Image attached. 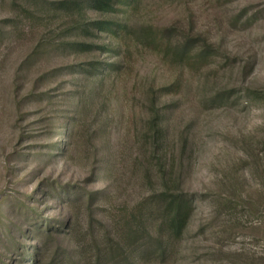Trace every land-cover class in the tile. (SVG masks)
<instances>
[{"label": "rangeland", "instance_id": "obj_1", "mask_svg": "<svg viewBox=\"0 0 264 264\" xmlns=\"http://www.w3.org/2000/svg\"><path fill=\"white\" fill-rule=\"evenodd\" d=\"M141 1L140 22L190 30L219 53L202 70H185L184 88L166 99L176 106L169 117L171 137L183 134L189 139L185 190L196 210L163 264H229L228 254L236 250L264 256V165L251 164L252 153L264 157V0ZM7 11L0 7V19ZM253 14L255 21L243 25ZM36 43L25 36L10 50L0 48V264H30L32 249L39 245L36 224L20 217L24 214L19 207L40 213L51 225L72 218L71 230L83 236L92 216L109 221L111 210L121 215L137 193L135 182L128 184L129 161L122 165L123 188L114 193L103 186L101 177L93 179L91 147L83 154L76 146H65V95L75 89L76 80L68 67L82 60L59 54L41 57L25 74V55ZM123 66L126 74L117 94L124 104L122 123L97 141L109 159L119 156L120 139L128 140L129 121L146 112L130 101L132 97L139 99L146 85L166 86L181 75L153 52H143ZM121 153L128 159L130 146L123 144ZM79 189L84 197L77 200L73 195ZM235 193L242 198H235ZM230 198L233 205H262L263 213L247 215L241 231L220 238L224 215H218L216 205ZM54 233L64 246L74 245L66 239L67 229ZM48 261L43 256L40 264Z\"/></svg>", "mask_w": 264, "mask_h": 264}, {"label": "trees", "instance_id": "obj_2", "mask_svg": "<svg viewBox=\"0 0 264 264\" xmlns=\"http://www.w3.org/2000/svg\"><path fill=\"white\" fill-rule=\"evenodd\" d=\"M141 3V0H0V7L8 10L0 19V48L10 50L16 40L25 36L37 42L25 55V74L32 72L41 57L59 54L82 60L68 67L76 80L72 83L75 89L65 95V146H76L83 154L91 147L94 161L89 162V168L93 179L101 177L103 186L114 193L123 188L122 165L129 161L128 184L135 182L137 186L135 197L132 195L131 203L123 207L121 215L111 210L109 221L92 216L83 236L71 230L72 218L63 225L61 222L51 225V220H43L40 213L19 207L20 214H24L19 216L32 219L41 234L39 245L32 249L30 264H40L43 256L49 258L47 264H163L191 224L196 205L185 190L189 139L183 134L171 137L169 117L176 106L166 99L184 88L185 70H202L219 53L204 36L190 30L140 22L137 10ZM256 18L257 14L247 17L243 25L252 24ZM143 52H153L163 63L180 70L181 75L166 86L146 85L139 99L132 97L130 101L146 108V112L129 121L128 140L120 139L119 156L109 159L98 148L97 141L108 132L111 135L122 123L124 104L117 94L126 74L123 64ZM254 94L261 95L258 91ZM123 144L130 146L129 160H124L121 153ZM251 159L254 167L264 165V157L259 154L252 153ZM233 196L242 198L236 193ZM83 197L81 189L73 195L77 200ZM112 199L117 200L114 195ZM232 203L231 198L221 199V205H216L218 215H224L217 237L236 235L247 223L243 224L244 217L263 213L262 205ZM71 206L73 209L75 205ZM119 206L112 205L114 209ZM60 228L68 230L66 239L75 242L73 246H64V241L54 233ZM228 260L229 264H264L263 255L246 250L230 252Z\"/></svg>", "mask_w": 264, "mask_h": 264}]
</instances>
